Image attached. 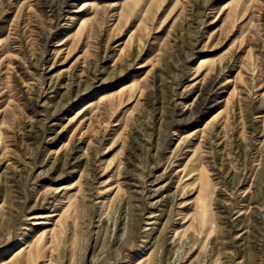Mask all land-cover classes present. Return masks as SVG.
I'll return each instance as SVG.
<instances>
[{"label": "rangeland", "instance_id": "obj_1", "mask_svg": "<svg viewBox=\"0 0 264 264\" xmlns=\"http://www.w3.org/2000/svg\"><path fill=\"white\" fill-rule=\"evenodd\" d=\"M0 264H264V0H0Z\"/></svg>", "mask_w": 264, "mask_h": 264}, {"label": "bare ground", "instance_id": "obj_2", "mask_svg": "<svg viewBox=\"0 0 264 264\" xmlns=\"http://www.w3.org/2000/svg\"><path fill=\"white\" fill-rule=\"evenodd\" d=\"M205 186H206V185H205ZM205 188H206V187H205ZM202 190H203V188L200 189V191H202Z\"/></svg>", "mask_w": 264, "mask_h": 264}]
</instances>
